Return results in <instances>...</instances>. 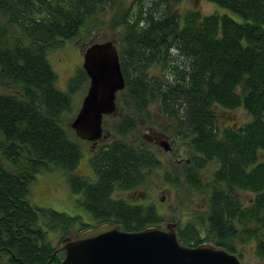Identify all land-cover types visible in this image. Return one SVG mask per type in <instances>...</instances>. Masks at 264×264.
<instances>
[{
    "label": "trees",
    "instance_id": "16d2710c",
    "mask_svg": "<svg viewBox=\"0 0 264 264\" xmlns=\"http://www.w3.org/2000/svg\"><path fill=\"white\" fill-rule=\"evenodd\" d=\"M182 1L138 0L132 13L120 5L111 17V27L120 30L125 85L103 122L117 138L90 159V179L74 173L81 138L68 123L75 117L72 94L88 76L77 68L67 89L58 88L47 53L75 39L81 27L88 32L109 0H0V264H60L63 252L52 255L48 230L64 236L74 226L79 233L101 223L125 231L160 224L154 203L114 196L135 190L158 167V157L130 139L155 120L189 145L190 162L168 181L180 186L181 179L207 199L206 210L177 228L179 242L208 241L240 260L235 243H253L264 264V161L258 156L264 152V0H206L227 11L210 14L180 11ZM156 67L159 76L149 73ZM217 109L239 110L244 120L219 126ZM202 167L213 169L212 176L203 179ZM51 169L67 174L92 224L30 202L36 174ZM236 192L252 194V201Z\"/></svg>",
    "mask_w": 264,
    "mask_h": 264
},
{
    "label": "rangeland",
    "instance_id": "374dc122",
    "mask_svg": "<svg viewBox=\"0 0 264 264\" xmlns=\"http://www.w3.org/2000/svg\"><path fill=\"white\" fill-rule=\"evenodd\" d=\"M114 4L116 5V8L115 5H112V3H105L104 11L98 12L96 22L92 21L89 25H87L89 26L88 32L84 27H81L80 32L75 39H66L59 47L52 48L48 51L47 58L52 69L57 75L56 86L58 88L66 90L68 81L72 76H74L76 69L80 67L82 68L83 50L90 41H93L94 39L104 41L119 38L120 30L112 28L109 23L111 17L113 16L112 13L119 11L120 5L123 7L126 6L128 4V0H115ZM178 9L180 11L197 9L201 14H210L213 12L227 13L224 8L211 2H207L206 0H183L179 4ZM230 16L237 22L244 21V19L239 15L230 13ZM116 46L119 47L117 40ZM158 72V67L154 69L151 68L149 71V73L154 74V76H159ZM88 85L89 79L83 83L78 91L72 94L71 115L74 114L75 116L80 108ZM233 114H237V118L240 122L244 118L242 116L244 113L239 110L234 111ZM149 125L153 124H143L139 130H136L137 133L130 134V139L136 141L139 145L141 144L144 148H149V150L159 158L160 163L158 167L154 168L147 174L142 185L136 187L134 191L129 190L127 193L122 191L124 194H122L123 196L121 197L125 196L127 199H137V197H139L138 195L141 196V193H143L141 199H146L144 201L155 204L162 219L161 222L177 220L178 228L188 223L192 219V215L195 211L200 212V207L203 206L204 193L194 190L181 179H179L181 181L180 184L182 183L180 186H174V184L168 181L169 178L174 176V170L176 171L178 168L176 165L178 162L176 160L188 157V141L185 139L175 140L174 135H171L168 131L167 133L170 134V138L174 142L173 153H166L152 144L146 145L143 143V139H141V134ZM64 127L68 128L66 125H64ZM104 129L107 137L109 138L107 140L117 138L114 130L107 129V127H104ZM79 142L82 145L81 148L85 147V145L83 146L85 142L81 141V139ZM258 156L261 161H264L263 151L259 152ZM84 158H86L85 150H83V155L81 156L74 173L79 175L81 173L85 174V176L92 177L93 174L88 171L90 167L89 160ZM179 169L181 170V165L180 168L177 169V172H180ZM208 172V167H202L199 170L200 176L203 179L207 178ZM66 176L67 174L60 169H51L49 171L37 173L35 179L31 182L29 187L30 191L28 198L30 202L37 207L51 208L57 211L66 212L70 215H80L83 222L92 224V218L77 203V198L80 196L71 192ZM241 195L245 200L252 197V194L250 193H244ZM115 196L118 195L115 194ZM72 229V231L64 236L60 230H48L47 240L54 251L59 248L60 243L65 237L73 238L78 234L75 233L77 226H74ZM204 232L205 231L203 229L202 234ZM235 248L238 253L242 254V263L263 264V262L254 253L253 243L241 244L236 242ZM61 252L62 251L57 252L56 254H60Z\"/></svg>",
    "mask_w": 264,
    "mask_h": 264
},
{
    "label": "water",
    "instance_id": "95a60500",
    "mask_svg": "<svg viewBox=\"0 0 264 264\" xmlns=\"http://www.w3.org/2000/svg\"><path fill=\"white\" fill-rule=\"evenodd\" d=\"M82 67L89 85L69 125L79 138L97 141L103 132L102 118L115 111L116 93L125 85L114 41H90L83 50ZM157 144L170 149L166 139ZM60 251V264H244L234 253L210 242L181 244L171 225L125 231L101 223L73 238L65 237L52 255Z\"/></svg>",
    "mask_w": 264,
    "mask_h": 264
},
{
    "label": "flooded vegetation",
    "instance_id": "af4514ba",
    "mask_svg": "<svg viewBox=\"0 0 264 264\" xmlns=\"http://www.w3.org/2000/svg\"><path fill=\"white\" fill-rule=\"evenodd\" d=\"M114 1L115 0H109V3H112V5H115ZM141 1H143V2L146 1L147 2L148 0H141ZM134 2H138V0H128V4L125 6L124 10L126 12H128V13H132L131 10L128 11V9H129V7H133L134 6ZM193 4H195V3H193ZM104 8H105V5L103 6V10L102 11H104ZM115 8H116V5H115ZM114 14H115V12L112 13V15H114ZM113 40L115 42L116 39H113ZM115 105H116V103H115ZM233 112L234 111H226V110H222V109H217V112L215 114L216 115V123L219 126L231 124V126L235 127L237 125V123H239L240 121L237 118V114H233ZM112 114L113 113H111L109 115H112ZM109 115H104L103 118H102L103 132H102V136L97 141H89V140L81 139V141L85 142V144H83V146L85 145V147L82 148V155H83V150H85L86 158H84V159L89 160V164H90V159L95 154V152L98 151L102 146L105 148V145H107L112 140V139L111 140H107L109 138L107 137V134H106V131H105L104 125H103L105 117H107ZM243 120H244V118H243ZM243 120H241V121H243ZM154 123H152L153 125H149L148 127H146V129H144V131L141 134V139H143V141L145 142L146 145L152 144L154 146H157L160 150L162 149L166 153H173L174 152V142L170 138V134L171 133L169 134L166 131L161 129L166 122H164L163 120L162 121L155 120ZM166 126L168 127V129L170 131L172 130V128H170V125L168 123H166ZM219 129H221V128H219ZM160 139H166L169 142L170 149L164 150L160 145H158L157 141L160 140ZM80 145H81V143H80ZM176 161L178 162V164H176L177 167L180 168V165L185 164V163H189L190 162V158H188V157L187 158H180V159H177ZM159 163H160V160H159ZM177 169H176V172H177ZM88 171H90L93 174L92 177L85 176V174H81V173H80V175L81 176H85V177L90 178V179H94V171H93V169L91 167V164H90V167H89ZM179 171L180 172H177V173L181 174V170L180 169H179ZM198 173H199V171H198ZM212 174H213V169L210 168L209 172L207 173V177H209V176L211 177ZM127 191H129V190H127ZM127 191H123V192L127 193ZM123 192L122 193L121 192H116V193H114V196H115V194H117L118 196H115V197H121V196H123L122 194H124ZM142 194L143 193H141V196H142ZM235 195L239 196L238 192H236ZM138 196L139 197H137V199L136 198L135 199H131V198L127 199L125 196L121 197V198L130 200V201L131 200H133V201L136 200L137 201V200L141 199V196L140 195H138ZM142 200H146V199H142ZM251 201H252V199L249 198V202H251ZM206 205H207V199L205 198V195H203V206L200 207V209H201L200 211L206 210ZM168 225L174 226V229L176 230V228H177V220L165 221V222L162 221L157 226H159L162 229H166V226H168ZM201 229L203 230V228H201Z\"/></svg>",
    "mask_w": 264,
    "mask_h": 264
}]
</instances>
